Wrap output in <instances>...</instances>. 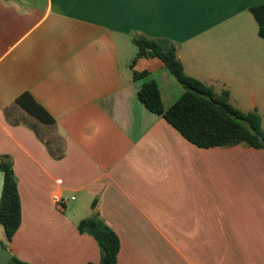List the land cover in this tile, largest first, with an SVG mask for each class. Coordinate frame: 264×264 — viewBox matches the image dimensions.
<instances>
[{"label":"crops","instance_id":"1","mask_svg":"<svg viewBox=\"0 0 264 264\" xmlns=\"http://www.w3.org/2000/svg\"><path fill=\"white\" fill-rule=\"evenodd\" d=\"M259 5L0 0V158L12 161L21 203L9 243L0 225L10 255L99 264L95 240L77 231L97 214L119 238L116 264H264V149L186 141L137 99L154 81L167 109L183 87L132 49L134 36L174 44L186 75L256 110L264 130ZM2 185L0 172V195Z\"/></svg>","mask_w":264,"mask_h":264},{"label":"trees","instance_id":"2","mask_svg":"<svg viewBox=\"0 0 264 264\" xmlns=\"http://www.w3.org/2000/svg\"><path fill=\"white\" fill-rule=\"evenodd\" d=\"M258 36L264 39V5L252 7ZM137 47L135 59L157 58L184 89L182 96L169 108L163 107L157 84L145 83L137 92L139 102L151 113L161 116L171 127L189 143L198 148L231 147L246 145L255 149H264V130L261 118L256 110L242 112L229 102V93L217 94L210 86L185 74L177 58L176 47L164 39H150L134 36ZM146 72H134V78L145 76ZM16 103L20 104V99ZM28 110V109H26ZM39 121L43 117L35 115ZM0 172L3 185L0 195V225L9 243L21 224V203L17 180L9 157L0 158ZM77 231L91 236L99 250V264H116L120 251V241L116 233L109 228L97 214L81 220ZM3 246L6 247L5 244ZM6 264H26L10 255Z\"/></svg>","mask_w":264,"mask_h":264},{"label":"water","instance_id":"3","mask_svg":"<svg viewBox=\"0 0 264 264\" xmlns=\"http://www.w3.org/2000/svg\"><path fill=\"white\" fill-rule=\"evenodd\" d=\"M10 258V253L0 241V264H6Z\"/></svg>","mask_w":264,"mask_h":264},{"label":"built area","instance_id":"4","mask_svg":"<svg viewBox=\"0 0 264 264\" xmlns=\"http://www.w3.org/2000/svg\"><path fill=\"white\" fill-rule=\"evenodd\" d=\"M71 200H74V198L72 197ZM52 201L54 202V204L62 207L64 205H66L68 200L64 199L59 194L55 193L52 195Z\"/></svg>","mask_w":264,"mask_h":264},{"label":"rangeland","instance_id":"5","mask_svg":"<svg viewBox=\"0 0 264 264\" xmlns=\"http://www.w3.org/2000/svg\"><path fill=\"white\" fill-rule=\"evenodd\" d=\"M132 49L134 50V53H136V46H132Z\"/></svg>","mask_w":264,"mask_h":264}]
</instances>
